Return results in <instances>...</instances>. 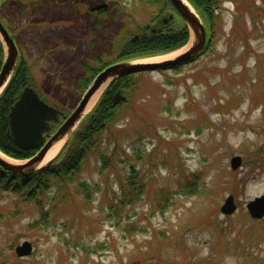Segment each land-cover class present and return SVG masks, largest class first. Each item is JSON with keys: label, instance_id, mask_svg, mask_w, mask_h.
<instances>
[{"label": "rangeland", "instance_id": "rangeland-1", "mask_svg": "<svg viewBox=\"0 0 264 264\" xmlns=\"http://www.w3.org/2000/svg\"><path fill=\"white\" fill-rule=\"evenodd\" d=\"M169 13L164 0H0L31 79L65 112L84 93L85 65L116 57L124 25L134 36ZM197 13L204 44L215 33L209 49L131 76L100 130L109 164L85 154L67 181L51 178L39 203L0 191V264H264V217L246 207L264 195V0H219L214 30ZM131 168L144 186L123 204ZM229 195L235 210L223 214ZM248 229L260 238H246ZM24 241L32 251L19 257Z\"/></svg>", "mask_w": 264, "mask_h": 264}, {"label": "trees", "instance_id": "trees-1", "mask_svg": "<svg viewBox=\"0 0 264 264\" xmlns=\"http://www.w3.org/2000/svg\"><path fill=\"white\" fill-rule=\"evenodd\" d=\"M188 1L196 10H199L204 20H206L205 22H209L210 28L214 30L216 21L212 14L214 6L218 4L219 0ZM132 24L135 26L134 21H132ZM131 28V23L129 22V24L127 23L121 29V34L124 36L123 39L127 40L118 50L119 52L116 57L108 62L95 59L94 64L89 62L85 65V78L82 77L80 79V87L82 89L87 87L97 72L113 61L164 54L181 47L188 41L189 38L188 28L180 20L177 22L169 21L167 24L158 23L155 31L153 32L147 28H143L144 31L141 32L140 27L138 34L134 38L131 36V33L133 32ZM214 36L215 33L211 32L207 46L211 45ZM2 57L3 50L0 42V64ZM29 67L30 66L24 59H20L8 85L0 95V150L11 157L18 159L31 156L34 153V150L21 149L15 144L9 131L7 115L10 107L18 98V95L24 86L32 85L35 89L37 88L29 74ZM131 76L132 75L119 77L106 88L97 105L94 107V110L79 125L62 153L49 165L33 172L28 178L4 171L0 167V189L14 190L18 194L26 196L29 199H34L37 203H39L38 201H40V195L50 185L51 178L53 177L58 178L61 181H67L75 172L77 173L79 171L81 161L85 154L90 152L101 160L103 165H106L107 163L109 164L111 156L106 155L104 148H101L102 146H97L98 143L101 145L104 140L106 141V139H101L100 137V130H102V128L99 127V124L103 121L109 120L110 117L115 116L116 113L114 112L117 105L114 106L112 104V96L118 89H120L123 94H126L127 89L134 84L131 80ZM36 90L45 101L55 105L50 99L44 97V94L41 93L40 90ZM111 109H113L112 114L109 113V110ZM224 109L226 110V107H224ZM107 123L108 121H106V125ZM56 125V123H52L53 128L56 127ZM106 125L104 127H106ZM192 181L191 185L196 187V180L194 179ZM127 182L129 188H123L121 197L123 204H126L127 201L134 197V194L138 190L141 189L142 191L144 186L141 181L140 188L136 171L133 168L130 169ZM130 188L132 190H130ZM180 190L181 191H178L183 194H188L185 186L181 187ZM247 232H245V237L248 239L258 240L260 238L258 234L251 233L253 231H250L249 229Z\"/></svg>", "mask_w": 264, "mask_h": 264}, {"label": "water", "instance_id": "water-1", "mask_svg": "<svg viewBox=\"0 0 264 264\" xmlns=\"http://www.w3.org/2000/svg\"><path fill=\"white\" fill-rule=\"evenodd\" d=\"M183 20L189 30L192 41L185 51L170 59L161 61L142 62L140 60H121L106 66L101 70L85 94L80 99L74 110L64 119L58 129L51 135L50 122L57 121L60 111L50 106L43 101L38 94L29 86L25 87L19 94L17 100L10 107L7 115L9 124V131L13 137L16 145L22 149H36L39 151L29 159L20 162L12 163L0 156V167L4 170L10 171L14 174L27 177L34 171L41 169L50 164L62 151L66 141L73 133L75 128L83 119L86 106L90 98L104 85L105 87L114 79L126 76L132 73L141 71L163 70L171 69L182 64L192 61L197 54L203 49L206 30L199 15L194 9H191L183 0H168ZM98 6L97 8H99ZM172 13L163 17L159 23L167 24L169 20L173 19ZM0 36L5 46L4 57L0 67V93L7 85L14 67L17 62L18 50L14 40L9 35L7 29L0 21ZM104 87V88H105ZM114 102L125 100V96L120 95L119 91L114 95ZM66 137L62 147L59 151L42 163L47 151L50 147ZM241 164V158L238 155L231 157L230 165L232 169H236ZM249 215L254 219H261L264 217V195L257 196L250 200L247 205ZM235 210L232 195H229L225 203L220 207V211L224 214H230ZM15 251L18 256H26L31 252V244L24 241L19 244Z\"/></svg>", "mask_w": 264, "mask_h": 264}, {"label": "bare ground", "instance_id": "bare-ground-1", "mask_svg": "<svg viewBox=\"0 0 264 264\" xmlns=\"http://www.w3.org/2000/svg\"><path fill=\"white\" fill-rule=\"evenodd\" d=\"M183 2L186 3L191 9H193L192 6L186 0H183ZM191 41H192V38H190L189 43L186 46H184L183 48H181L179 51L185 50L190 45ZM173 53L174 52L167 53V54H164V55L154 56V57H148V58H145V59H141L140 61H142V62H153V61H161V60H164V59H170V58H172V54ZM103 88H104V85L90 98V100H89V102H88V104L86 106L85 112H87L88 109L90 107H92V105L95 103V101L99 97V95H100L101 91L103 90ZM65 139H66V137L62 138L61 140H58L57 142H55L50 147V149L47 151V153L45 155V158H44L42 163H45L47 160H49L51 157H53L59 151V149L62 147ZM0 156L5 158L6 160L12 162V163H19L18 161H15L14 159H12L9 156L5 155L1 151H0Z\"/></svg>", "mask_w": 264, "mask_h": 264}, {"label": "flooded vegetation", "instance_id": "flooded-vegetation-1", "mask_svg": "<svg viewBox=\"0 0 264 264\" xmlns=\"http://www.w3.org/2000/svg\"><path fill=\"white\" fill-rule=\"evenodd\" d=\"M95 7H96V6L92 7L93 10H95ZM90 8H91V7H90ZM107 8H108V7H107ZM107 8H100V9L106 10ZM100 9H99V10H100Z\"/></svg>", "mask_w": 264, "mask_h": 264}]
</instances>
